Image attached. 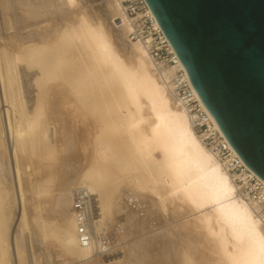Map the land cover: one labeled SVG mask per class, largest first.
Listing matches in <instances>:
<instances>
[{"label":"rangeland","instance_id":"374dc122","mask_svg":"<svg viewBox=\"0 0 264 264\" xmlns=\"http://www.w3.org/2000/svg\"><path fill=\"white\" fill-rule=\"evenodd\" d=\"M105 1L78 0L80 5L84 4L107 24L118 46L124 49L125 35H121L115 20L108 16ZM78 7H62L58 0H0V72L3 84L0 100L6 101V107L0 105V255L4 257L1 260L0 256V264H179L180 261V264H185V259L196 260L199 264H217L214 256L203 247L204 242L193 224L187 221L196 214H190L187 207L184 210V205L179 202L160 201L162 191L153 192L150 183L147 190L145 186L143 188L145 181L139 186L136 176L139 175V165L134 160L131 143L123 125L115 123L114 127L113 123L106 121L108 107L105 103L109 100L106 94L95 88V79L88 78L86 86L82 87L77 78L79 74L75 78L69 73L70 69L80 71L88 61L80 57L79 47L70 40L65 41L67 45L61 42L64 29L76 23V17H71L76 15ZM39 43L50 50L53 48L52 51L63 52L67 60L60 71L55 70L56 73L52 72L44 79L45 91L33 88V77L21 79L25 87L23 100L26 107L25 116L20 119L21 115L10 104L3 52ZM34 117H38V121L31 122ZM17 121L23 124L30 122L33 135L43 130L49 136L47 144H34L36 142L30 140L26 145L28 150L25 147V151H19L16 157L7 130ZM105 138L108 145L103 140ZM99 143L101 151L97 146ZM90 169H99L101 179L109 185L105 189L109 200L103 207L105 213L101 226L104 238L113 250L107 256L92 255L90 259L80 261L50 237H43L39 224L43 222L56 233L69 228L71 207L69 205L67 212L60 213V206L56 205L58 197L72 192L77 185H83L86 179L96 182L98 175L91 174ZM128 175L135 179H129ZM145 185L148 186V182ZM22 208L26 210L27 218L25 220L22 212L24 221L20 225L18 218Z\"/></svg>","mask_w":264,"mask_h":264},{"label":"bare ground","instance_id":"6f19581e","mask_svg":"<svg viewBox=\"0 0 264 264\" xmlns=\"http://www.w3.org/2000/svg\"><path fill=\"white\" fill-rule=\"evenodd\" d=\"M58 1H61L62 7L67 5L74 8L80 5L78 0ZM104 8L110 19L115 20L121 35H125L126 48L121 49L118 46L117 40L107 24L82 3L76 10V15L71 17H76L74 20L76 23L69 24L64 29L61 42L70 40L73 45L79 47L80 57L88 60L83 68H80V71L78 69L71 71L70 69L71 76L76 78L79 74L77 78L82 87L86 86L88 78H94L97 82L95 88L99 93L106 94L109 100L108 102L106 100L107 103L103 101L108 107L106 121L113 123L114 127H116L115 123L124 126V131L133 149L134 160L139 165V175H136L139 178V180L137 179L140 182H138L139 186L145 181L143 188L145 186L144 189L147 190L146 187H149L150 183V186L154 188L153 192L162 191V195L159 196V198L161 197L160 201L168 200L172 204L179 202L184 205V210L187 207L190 214H196L193 219L187 221L193 224L194 230L198 232L204 242L203 247L209 255L214 256L217 264H264V215L261 213L260 206L239 196L233 176L203 145L190 123L188 114L172 98L168 84L156 72L142 43L129 40L128 33L131 30V25L124 16L120 4L116 0H107L104 2ZM72 14L75 13L72 12ZM74 21H70V23ZM65 45H67L66 42ZM52 50L53 48L50 50L39 43L31 47L18 46L17 49L13 48L8 52H3L7 68L6 85L10 104L21 115L20 119L25 116L23 112L26 107L23 100L25 87L21 83V79L33 77L31 81L33 88L38 87L45 91L44 79L55 70L56 72L60 71L64 61L67 60L63 52L62 54L59 53L60 51ZM173 69L166 74L167 77H170ZM58 73L60 74V72ZM1 77L0 72V90L3 87ZM38 99L36 100L38 101ZM0 105L6 107V101L1 99ZM5 111L8 110L5 109ZM35 117L30 121H38V117ZM31 129L30 122L23 124L21 121L15 122L8 128L7 135L13 149L11 151L15 156L19 151L24 150L30 140L35 141L34 144H47L46 138L49 136H46L43 130H38L33 135ZM103 140L106 141L107 138ZM32 144L31 146H34ZM99 144L97 146L102 148L101 143ZM106 144L108 145L107 141ZM123 147L125 148L124 144ZM33 150L35 149L32 148ZM107 151L110 150L107 149ZM105 153L103 156L106 155ZM156 153H159V156ZM121 157L123 158L122 155ZM120 167L123 169L122 166ZM95 169L89 171L91 174L98 175L96 182L89 178L83 182V185L89 186L98 200V221L94 225V230L98 233L103 227L101 226L105 213L103 207L109 200L108 192L105 189L109 185L101 179L102 174L98 171L99 169ZM130 175L133 176V173ZM130 175L128 176L130 177ZM131 177L129 179H135L134 176L133 179ZM146 182H148V186L145 185ZM71 202L72 192L58 197L56 205L60 206V213L67 212L69 205L71 207ZM174 206L178 208V205ZM22 212L25 220L27 218L24 208L21 209V214L18 211L20 225L24 221ZM39 227L43 237H50L52 241L59 243L63 250L72 256H77L80 261L90 259L94 255V250L97 249V245L84 248L78 244L76 224L72 213L69 228L62 232L56 233L54 229H48L43 222L39 224ZM185 260V264H199L196 263V260L195 262Z\"/></svg>","mask_w":264,"mask_h":264},{"label":"water","instance_id":"95a60500","mask_svg":"<svg viewBox=\"0 0 264 264\" xmlns=\"http://www.w3.org/2000/svg\"><path fill=\"white\" fill-rule=\"evenodd\" d=\"M198 98L264 183V0H146Z\"/></svg>","mask_w":264,"mask_h":264},{"label":"built area","instance_id":"2783aa9c","mask_svg":"<svg viewBox=\"0 0 264 264\" xmlns=\"http://www.w3.org/2000/svg\"><path fill=\"white\" fill-rule=\"evenodd\" d=\"M122 7L123 14L131 25L128 33L130 41H139L154 65L158 75L170 88L172 98L188 114L190 123L203 145L223 165L234 178L240 197L260 206L264 215V183L233 152L232 147L208 114L198 98L180 61L148 6L146 0H116ZM119 22V21H117ZM174 68V69H173ZM173 69L170 77L166 74ZM72 217L76 224V238L81 247L97 245L96 256H107L113 250L104 238L101 227L97 233L94 229L98 221V200L87 185H77L72 191Z\"/></svg>","mask_w":264,"mask_h":264}]
</instances>
